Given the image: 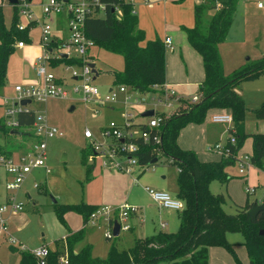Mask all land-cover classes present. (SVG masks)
<instances>
[{"label": "trees", "instance_id": "obj_1", "mask_svg": "<svg viewBox=\"0 0 264 264\" xmlns=\"http://www.w3.org/2000/svg\"><path fill=\"white\" fill-rule=\"evenodd\" d=\"M108 1L119 5V13L108 6L103 16L86 18L85 32L94 40L95 45L123 57V69L113 70L114 83L148 90L153 83L164 80V45L159 38L140 44L144 32L137 24L132 3L127 0ZM218 1L220 6L206 20L202 17L203 10L206 5L213 7L214 0L195 3L193 25L180 26L187 42L201 56L204 77L200 83L199 100L194 103L182 100L178 112L164 119L159 131L158 152L154 150L157 145L151 140L142 142L139 137L138 161L142 165L152 164L149 161L161 154L178 167L176 197L182 200L183 207L177 212L176 230H157L150 235L138 236L131 246L122 250L112 245L108 254L100 257L91 253L88 244L76 248L85 235V227L82 226L76 231H68L65 236L68 253L65 264H153L160 260H166L169 264H207L209 245L224 247L235 263L241 264L233 250L234 243L225 239V233L229 231L240 233L239 243L245 248L247 264H264V234L258 232L264 228V207L254 216H249L246 209L252 203H257L252 200L236 205L233 212H226L221 207L223 196L208 189L211 179L227 180L229 175L225 173L224 167L236 159V152L246 136L251 138L249 160L259 168L264 166V132L247 133L243 130L244 105L241 95L236 91L239 81L264 71V54L249 66L241 65L227 74L223 73L217 45L225 38L237 0ZM16 22L17 7L14 6L11 24L5 26L0 4V87L5 81L7 60L14 50L15 41L29 39L27 32L19 29ZM59 59L77 60L75 57ZM214 107L230 111L233 128L230 133L234 136V142L226 144L229 147L227 156L217 160H199L194 150L180 148L176 137L181 127L187 123L201 122L207 110ZM254 113L258 118L264 117V100L254 109ZM18 121L20 124H32L34 111H20ZM149 129L151 133L154 132L153 128ZM0 132H9V128L2 122ZM90 151L93 152V149ZM260 202L264 204V195ZM97 206L81 201L64 205L60 211L70 208L77 210L85 224ZM19 251L18 264H39L30 250ZM46 264H59L55 250L50 249Z\"/></svg>", "mask_w": 264, "mask_h": 264}, {"label": "rangeland", "instance_id": "obj_2", "mask_svg": "<svg viewBox=\"0 0 264 264\" xmlns=\"http://www.w3.org/2000/svg\"><path fill=\"white\" fill-rule=\"evenodd\" d=\"M38 1L40 0H32V2ZM191 1L195 2L196 0ZM0 3L2 4L3 19L6 24H9L14 9L6 0H0ZM214 10L213 7L206 5L202 13L203 19H207ZM151 21L154 19L148 16L147 23L150 24ZM217 48L221 55L220 58H222V67H225L224 72H231L241 65L249 66L253 60L261 58L264 54V8H257L250 1L238 0L225 39L218 43ZM92 52L98 72L93 82L97 85L99 92L104 94L114 84L113 70L123 69L124 60L120 54L97 45L93 47ZM9 59L7 64V67L10 68L9 72H17L21 63L18 49L10 54ZM262 72L255 77L244 78L236 85V91L240 93L244 105L243 127L248 130L255 129L256 125L263 122L262 119H257L254 113V109L264 100V71ZM7 77L9 79V76ZM14 81L15 77H12L9 82L2 85L0 119L5 116L3 97L14 94L13 86L9 87L8 83L13 84ZM74 83L67 78L66 85L69 94L66 98H49L43 102H32L30 105L36 112H44L47 122L60 128L63 134L46 138L45 163L51 171L46 173L44 167H36L25 175L20 187L14 191L16 201H21L23 208L19 212L11 214L15 216V220H13L15 233L13 235L24 243V250H31L40 244H46L57 253L59 264H65L64 260L68 258L65 243L67 232L76 231L82 226L85 227V235L76 247L88 244L93 255L105 257L112 245L118 250L126 249L134 243L136 237L154 233L161 226L160 221L166 223L163 229L160 228L163 231H174L178 225L175 223V210H170L168 214L159 213L158 216L157 211L153 212L152 210L155 208L149 206L151 214L147 213V209L143 211L141 226H138L137 218H135L134 225L130 229L120 230L117 235L106 238L107 225L102 220L89 219L83 224L82 217L77 210L70 208L60 211L67 204L87 202L97 196L100 200L102 191L106 193L109 191L111 195L115 191H119L118 197L126 199L130 186H132L134 197L138 198V201L142 202L144 206L149 201L145 195L144 185L163 188L171 195L176 191V166L172 162L169 163V159L161 154L157 155L152 164L145 166L136 182H132L129 174H122V179L109 177L105 174L109 170L108 168L112 172H115V169L109 167V157L95 155L90 151V140L84 137L83 129L87 125L93 132H97L106 120L110 118L121 120L119 109L123 108L121 104H116L117 110L101 108L98 113H94L92 103L83 102L79 95L72 90ZM11 88L12 91H10ZM186 100L189 102L188 99ZM72 105L73 108L70 109ZM148 105L149 103L137 104L132 107L131 111L135 113L136 122L145 120L140 112ZM157 108L161 109L163 106H157ZM178 108L180 107L175 106L174 111ZM205 118L208 119V114ZM29 128H33V125L31 124ZM133 128L137 130L138 126H133ZM17 129L21 131V128ZM31 132L29 134L35 137H29L28 133V135L20 133V136L15 134V137H10V144L8 143L10 149H20L19 152L25 153L29 144L39 138L33 133L34 130ZM224 137L221 136L220 139L223 140ZM205 150H207L206 146ZM247 151V146L243 145L240 155H244ZM63 154L64 158H62ZM3 169L5 168L0 165V189H3V180L1 179ZM224 170L229 175L227 180L224 182L219 179H211L208 182V189L223 196L221 207L224 211L233 212L236 205L252 201L253 196L246 193V187L256 182H264V168L259 169L256 165L250 164L243 173H239L238 163L234 160L225 165ZM254 187L253 192L258 197L257 200H260L263 195V187L260 184L256 188ZM107 198L104 197V199ZM225 239L234 243L233 250L241 264H247L245 248L239 243L240 233L226 232ZM207 254V264H236L232 255L222 246L209 245ZM153 264L169 263L166 260H160Z\"/></svg>", "mask_w": 264, "mask_h": 264}, {"label": "built area", "instance_id": "obj_3", "mask_svg": "<svg viewBox=\"0 0 264 264\" xmlns=\"http://www.w3.org/2000/svg\"><path fill=\"white\" fill-rule=\"evenodd\" d=\"M132 3V0H127ZM203 2L204 0H196ZM256 7L264 8V0H254ZM17 11L25 18L18 21L17 27L22 29L31 22L40 25L39 52L34 60V70L36 79L31 83H17L14 85L15 95L8 100L6 114L7 125H19L18 113L20 111L31 110L28 104H22V99H29L38 102L46 101L49 98H66L69 94L67 85L49 68V59L57 56L59 52L66 53L69 57L77 58L76 63L65 65V70L74 78L72 90L79 95V98L85 103H92L94 113H98L102 107L122 105L121 121L113 118L102 124L97 132L85 125L83 129L84 137L90 140V147L96 155L109 157V167L129 173L136 180V175L145 169L138 161V151L140 148L139 137L142 142L151 140L155 145L154 150L159 151V131L164 119L174 111L175 106L180 107L184 100L175 94L165 82L153 83L150 89L142 91L128 84H118L111 87L106 93L99 92L97 85L93 82L95 72L90 65L92 61L89 57L90 48L95 45L94 40L85 32V20L88 17L103 16L107 7L111 6L113 11H119V5L110 3L108 0H46L41 3V16L31 9L29 0H17ZM220 2L214 0L213 8L218 9ZM65 12L67 18L68 35L59 38L55 47H51L53 42V27L51 23L52 14ZM163 43L171 47L169 36H164ZM18 45L23 41L19 40ZM199 96L192 95L188 103H194ZM185 101V100H184ZM187 102V100H186ZM145 109L152 108V115L146 116L145 121L136 122L135 113L131 111L137 104H147ZM176 104V105H174ZM157 106H163L158 109ZM207 115V114H206ZM208 119L214 122L225 124V131L228 132L225 142H214L211 144V150H214L225 157L229 154L228 143L233 144L234 136L230 133L232 128V116L228 109H218L208 113ZM34 133L39 136L30 148L25 152L13 157L8 155L0 145V165L11 174V179L5 182V187L11 191L16 190L25 177V175L36 167H44L46 172L50 171L45 163L46 159V138L60 136L63 131L53 124H49L44 112H35L32 123ZM133 126H138L137 130ZM149 128H153L151 133ZM238 163V172L243 173L245 168L250 166L251 161L247 154L237 155L235 159ZM150 165V164H149ZM150 198L162 208H171L180 210L183 207L182 200L171 195L163 189H156L150 186L144 187ZM247 193L253 192V186L246 187ZM264 195V190H263ZM258 203L259 201L256 200ZM21 201H16L14 192H12L6 201L0 202V240L5 239L10 244L23 247L18 239L12 235L9 229V216L22 210ZM137 210V206L126 201L116 204L103 203L98 205L89 216L90 220H102L106 225L105 236H113L114 220L119 223L120 230L130 228L129 216ZM31 253L39 264H46L50 248L46 244H40L32 248ZM67 262V259L64 260Z\"/></svg>", "mask_w": 264, "mask_h": 264}, {"label": "crops", "instance_id": "obj_4", "mask_svg": "<svg viewBox=\"0 0 264 264\" xmlns=\"http://www.w3.org/2000/svg\"><path fill=\"white\" fill-rule=\"evenodd\" d=\"M6 1L13 7V9H14V6L17 7V5H16L17 1L15 3L10 2L9 0H6ZM29 1L31 3L32 11L36 14V16H41V13H42L41 12V3L46 1V0H40L38 2H32V0H29ZM242 1L243 2L250 1V2L254 3V5H255L254 0H242ZM195 3H198V2L197 1L193 2L191 0H132V5H133L132 11H134L136 16H137L138 26L144 32V38L141 40L140 44L144 45L147 40H151L154 38H159L161 40V42L163 43L164 36H169L171 47H168L163 43V45H164V80H163V82H165L170 88H172L174 90L175 94L182 97L184 100L189 99L192 95H197L200 98V83L202 82L203 77H204V70H203L201 56L187 42L185 33L180 28V26L190 27L193 25V21H194L193 20V5ZM1 6H2V4H1ZM255 7H256V5H255ZM257 8H259V7H257ZM116 12H118V11H116ZM13 13H14V10L11 14L9 24H6L4 21V24L6 27H9L11 24ZM234 13H235V9H234V12L232 14V19L234 17ZM19 16H21V17H19ZM148 16H150L151 18L154 19V21H151L150 24L147 23V17ZM21 19L25 20V18L17 11L16 25H17L18 21H23ZM232 19H231V22H232ZM231 22H230V24H231ZM51 23H52V27H53V42H51L50 46L55 47L56 41L59 40V38L66 37L68 35L66 13L65 12H59V13L52 14ZM22 29L27 32L29 39L28 40L17 39L14 43V50H13V51H15V49H18V55L20 56L21 63L18 67L17 72H9L10 68L6 67V75H5L4 84L6 82H9L10 78L15 77V81L13 84L8 83L9 87L13 86L14 94L12 96L15 95V89H14L15 84H17V83H31V82L35 81L36 74H35L33 63H34L36 55L39 52H41V48L39 46L40 25L36 22H31L26 27H24ZM19 40L23 41L22 45L17 44V42ZM94 46L95 45H93L89 50V57L92 60L91 62H94V54L92 52ZM61 53H63V52H59V54L57 56H53L49 59V61H50L49 68L59 77V79L61 81H63L65 84H67V78L71 79L72 81H74V78L69 75V72H67L64 67L67 64L76 63V61H73V59H71L70 61L59 59V57H63L61 55ZM9 57H10V55H9ZM9 57L7 60V64L10 60ZM66 57L68 58L69 56L66 55ZM66 57H63V58H66ZM70 58H72V57H70ZM221 61H222V58H221ZM222 65H223V62H222ZM231 66H233V65H231ZM94 67H95V62H94ZM234 67H231V68H234ZM222 69H223L224 74L229 73V72H224L225 67H222ZM97 73L98 72L95 73V76ZM7 76H9V79ZM118 84H120V83H117V84L114 83L113 85H111L109 87V89H111V87H116ZM10 91H12V88L10 89ZM1 93H2V86L0 87V94ZM12 96H4L3 97L4 102H5V116H4V118L2 117L0 119V122L5 124V126L9 128V132L8 133L0 132V145L2 146V149L4 150V152L6 154L11 155L13 157H18V155L21 154V152L18 151L20 149H16V150L12 149V148L10 149V146H9L10 137H15V134L20 136V133H22V132H25L26 135H28L29 132H31V131L33 132L34 129L29 128V126H31V124L27 125V124H20L19 123V125L13 126V127L7 125L6 108H7L8 100L6 101L5 99L6 98L10 99ZM32 102H38V101L29 100L28 102H25L24 104L29 105L31 110L34 111V117H35L36 111L32 106H30ZM102 108H107V109L113 110V111L117 110L116 104H115V106L102 107ZM218 109H220V108H217V107L209 108L207 110V114L211 111H216ZM143 110H145V107L141 110V112ZM121 111L122 110L119 109L120 116H121ZM141 112H140V115H141ZM256 118L260 119V120L262 119L263 122H261V123L257 122L260 124L256 125L255 129L248 130V129H245V127H243V130L245 132H247V133L255 132V131L264 132V117H259V118L256 117ZM116 120L121 121L119 119H116ZM134 120L136 121L135 117H134ZM143 121H145V120H143ZM106 122H107V120L105 122H103V123L101 122V123L104 124ZM140 122H142V121H140ZM17 128H21V131H19V129H17ZM25 133H24V135H25ZM226 133L227 132L225 131V124L224 123L214 122V121H211L209 119L204 118L201 122L187 123L183 127H181V129L179 130L177 137H176V143L180 148L194 150V152H195V154L199 160H217L221 157V154L214 151V150H211L210 146L214 142L224 141V139H226V137H227ZM221 136H223V137L225 136L223 140L220 139ZM29 137L33 138L35 136L30 135ZM31 144H32V142L29 144L28 149L30 148ZM243 145L247 146L248 151L245 154L249 155L251 152V138H250V136H246L243 139L242 145L237 150L236 155H240V152L242 150ZM205 146H206L207 150H205ZM169 163H171L170 160H169ZM247 168H249V166ZM247 168H245V170ZM263 168H264V166H262L259 169H263ZM108 169L109 170L106 171L105 174L108 175L109 177H113V178L122 179V174H129V173H125V172H122V171H119L116 169L114 170L115 172H112V170L110 168H108ZM3 170L1 171V176H2L1 179L3 180V184H2L3 189H0V202L6 201L8 196L12 192L15 191V190L11 191L5 187V182L7 180H10L12 176L5 169H3ZM177 171H178V167L176 166V172L175 173H177ZM49 172H46V173H49ZM140 173H138L136 175V177H138V175ZM100 174H104V173H100ZM129 175L132 179V182L137 181V178H136V180H134L133 176L131 174H129ZM156 184L158 185V183H156ZM259 184L261 187H263V190H264V182H256L251 186H255L254 188H256V186ZM175 185H176V181H175ZM145 186L146 185H144V187ZM150 187H153L156 189H163V188H159V187L152 186V185H150ZM163 190H165V189H163ZM118 193H119V191H115V193L111 195L109 191H108V193L102 191L101 196H100V200H99V197L97 196L95 199H89L87 202L100 205L103 203L116 204V203L121 202V201H126L130 204L136 205L137 210L135 212H132L129 216L130 228L132 227V225H134L135 218H137L136 222L138 223V226L142 225L143 221H142L141 217L143 216V211H145V209H147V213L151 214V213H149V210H151V208H149V206H152V208H155L152 210H153V212L157 211L158 216H159V213L168 214L170 210H175V209H171V208L159 207L150 198V196L147 194L146 190H145V195L147 196V199H149V201H147L145 203V206L143 205L142 202L138 201V198L134 197V194L132 192V186H130L127 190V196H126L127 198L124 197L128 201L126 199H121V197H118V195H119ZM247 194L253 196L251 200H257V198H258L254 192L253 193H247ZM173 195L176 196V191H174ZM262 196L260 197V200H257V201L260 202ZM104 197H108V198L104 199ZM177 212H178V210H175V215H176L175 223L176 224L178 223ZM153 215H155V214H153ZM9 219H8V221L10 222L9 229L13 235L15 233L14 232L15 227H14V223H13V220H15V216L11 215V216H9ZM133 219H134V221H133ZM160 222H161V224L160 223L159 224L161 226L159 227L158 230L163 229V226H165V224H166L163 221H160ZM173 228H175V227H173ZM140 236H144V235H140ZM18 242L20 244L22 243L23 247H21V246L19 247L18 245L10 244L5 239L0 240V264H18L19 259H20V253H19L20 251L19 250L25 249V245L23 242L20 241V239H18ZM76 248H78V247H76Z\"/></svg>", "mask_w": 264, "mask_h": 264}, {"label": "water", "instance_id": "obj_5", "mask_svg": "<svg viewBox=\"0 0 264 264\" xmlns=\"http://www.w3.org/2000/svg\"><path fill=\"white\" fill-rule=\"evenodd\" d=\"M10 2H12V3H15L17 0H9ZM61 55L63 56V57H66V53H61ZM90 65L93 67V70L95 71V73L97 72L96 71V69H95V67H94V62H90ZM29 101V99H22L21 100V103L22 104H24L25 102H28ZM73 108V105L72 106H70V109H72ZM152 113H153V109L152 108H147V109H145V110H143L142 112H141V115L142 116H149V115H152ZM65 156H64V154H63V156H62V158H64ZM156 160V157H154V158H152L150 161H149V163H152V162H154ZM264 207V204H263V202H258V203H252L247 209H246V213L249 215V216H254L260 209H262ZM258 232L260 233V234H264V228H260L259 230H258ZM119 233V223H118V221L117 220H114V224H113V235H117Z\"/></svg>", "mask_w": 264, "mask_h": 264}]
</instances>
